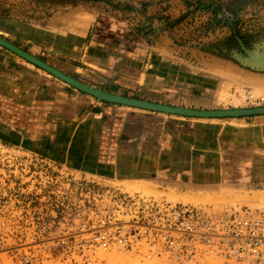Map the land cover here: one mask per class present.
<instances>
[{"label":"crops","instance_id":"1","mask_svg":"<svg viewBox=\"0 0 264 264\" xmlns=\"http://www.w3.org/2000/svg\"><path fill=\"white\" fill-rule=\"evenodd\" d=\"M32 1L0 0V36L96 89L198 111L228 110L231 88L264 94V49L246 67L168 35L147 37L92 5L34 13ZM121 1L174 17L184 11L183 0ZM2 133L46 145L74 174L159 201L239 193L264 202V115L197 119L101 102L0 47Z\"/></svg>","mask_w":264,"mask_h":264},{"label":"rangeland","instance_id":"2","mask_svg":"<svg viewBox=\"0 0 264 264\" xmlns=\"http://www.w3.org/2000/svg\"><path fill=\"white\" fill-rule=\"evenodd\" d=\"M30 3L34 13H41L42 9L46 13L48 8L50 11L92 5L102 13L128 20L147 37L168 35L179 47L229 57L246 67L249 55L264 49V0H183L184 11L175 17L150 11L149 3L138 6L132 1ZM28 132L26 135H30ZM214 195L218 196L182 205L223 215L264 204L245 203L239 193ZM121 196L164 202L148 193L74 174L53 159L46 145L25 144L12 135L0 134V264H178L167 256L149 259L144 250L105 251L84 246L92 234L105 225L108 227L110 222L131 219L125 209L118 207ZM204 264L221 263L209 260Z\"/></svg>","mask_w":264,"mask_h":264},{"label":"built area","instance_id":"3","mask_svg":"<svg viewBox=\"0 0 264 264\" xmlns=\"http://www.w3.org/2000/svg\"><path fill=\"white\" fill-rule=\"evenodd\" d=\"M228 96L229 110L264 107V94L252 88H231ZM117 204L131 219L105 225L86 248L144 250L149 259L167 256L178 264H264V204L223 215L139 196H121Z\"/></svg>","mask_w":264,"mask_h":264},{"label":"water","instance_id":"4","mask_svg":"<svg viewBox=\"0 0 264 264\" xmlns=\"http://www.w3.org/2000/svg\"><path fill=\"white\" fill-rule=\"evenodd\" d=\"M0 47L19 56L26 62L42 69L43 71L49 73L50 75L57 78L58 80L75 88L79 92L90 95L98 99L101 102L123 105V106H127L130 108L141 109V110L155 112V113H163L167 115H176V116H181V117L197 118V119H228V118H242V117H252V116L264 115V107L248 109V110L234 109V110L198 111V110L172 107V106L152 103L148 101L127 98V97H123L120 95L110 94L103 90L96 89L92 86L82 83L66 75L65 73L54 68L50 64L44 62L43 60L33 56L27 51L5 40L1 36H0Z\"/></svg>","mask_w":264,"mask_h":264}]
</instances>
